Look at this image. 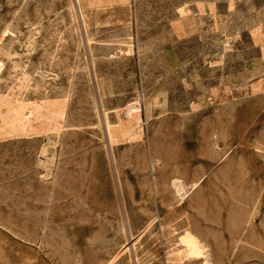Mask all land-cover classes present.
Listing matches in <instances>:
<instances>
[{
    "label": "rangeland",
    "instance_id": "rangeland-1",
    "mask_svg": "<svg viewBox=\"0 0 264 264\" xmlns=\"http://www.w3.org/2000/svg\"><path fill=\"white\" fill-rule=\"evenodd\" d=\"M78 4L0 0V264H100L120 241L112 264H172L175 232L194 222L212 264H264V0ZM10 47L21 65L11 79ZM29 79L67 101L60 128L33 109L18 122ZM155 138L166 152H153ZM177 178L200 180L179 202Z\"/></svg>",
    "mask_w": 264,
    "mask_h": 264
},
{
    "label": "bare ground",
    "instance_id": "bare-ground-1",
    "mask_svg": "<svg viewBox=\"0 0 264 264\" xmlns=\"http://www.w3.org/2000/svg\"><path fill=\"white\" fill-rule=\"evenodd\" d=\"M52 1V0H51ZM76 2V1H75ZM77 2L79 3L78 5H76V6H80L79 8H82V9H91V10H93V11H96V12H99V11H103V10H105L107 7H111V6H113V5H121V7L122 6H125V5H128V2H129V0H77ZM129 6V5H128ZM210 6V5H209ZM78 8V9H79ZM117 8H118V6H117ZM126 8H127V6H126ZM129 8V7H128ZM207 8V7H206ZM71 9V8H70ZM122 9V8H121ZM208 9V8H207ZM118 10V9H117ZM213 10V8L212 7H210L209 8V11H212ZM68 11V10H67ZM71 11V10H70ZM107 11V10H106ZM120 12H122L123 13V11H125V10H123V11H121V10H119ZM127 11V10H126ZM90 12V11H89ZM129 12V11H128ZM208 12V11H207ZM88 13V12H87ZM105 13V12H104ZM109 13V12H108ZM78 14V13H77ZM99 14H101V12L99 13ZM110 14H112V13H110ZM114 14V13H113ZM120 14V13H119ZM84 15V14H83ZM88 16L90 15L91 16V14H87ZM102 15V14H101ZM103 15H105V14H103ZM102 15V16H103ZM106 15H108L107 13H106ZM126 15V14H125ZM72 16V15H71ZM95 16V15H94ZM111 16V15H110ZM109 16V17H110ZM64 17V16H63ZM73 17V16H72ZM92 17H93V15H92ZM92 17H90V19L92 18ZM126 17V16H125ZM74 18V17H73ZM79 18H80V15H79ZM113 17L111 16V18L110 19H112ZM124 18V17H123ZM80 19H82V18H80ZM94 19H96V18H94ZM102 19V18H101ZM116 19V18H115ZM125 19V18H124ZM123 19V20H124ZM65 20V19H64ZM64 20H63V22H64ZM72 20V19H71ZM79 20V19H78ZM83 20V19H82ZM105 20V19H104ZM103 20V21H104ZM119 20H120V18H119ZM62 21V20H61ZM74 21V20H73ZM87 21H88V19H87ZM86 21V22H87ZM92 21V20H91ZM91 21H89L88 23H91ZM116 21V20H115ZM59 22V21H58ZM111 22H113V20L111 21ZM120 22H122V21H120ZM68 23H69V20H68ZM76 23V22H75ZM87 23V24H88ZM102 23H104V22H102ZM105 23H106V21H105ZM108 23V22H107ZM110 23V22H109ZM108 23V24H109ZM125 23V22H124ZM123 23V24H124ZM72 24V23H71ZM74 24V23H73ZM80 24H81V21H80ZM84 24H86L85 22H84ZM97 24H98V22H97ZM51 25V24H50ZM57 25H58V23H57ZM63 25H64V23H63ZM83 25V24H82ZM81 25V26H82ZM53 26V25H52ZM51 26V27H52ZM65 26V25H64ZM67 26V25H66ZM84 27L86 26V25H83ZM88 26H89V24H88ZM70 27H73V26H69V28ZM50 28V27H49ZM48 28V29H49ZM54 28V27H53ZM61 28H64V27H61ZM68 28V29H69ZM220 29H221V27H219ZM223 28V27H222ZM55 30H56V28H54ZM58 29V28H57ZM71 29V28H70ZM76 29V28H75ZM53 31V30H52ZM59 31V30H58ZM64 31V30H63ZM48 32V31H47ZM61 32V31H60ZM67 32V31H66ZM37 33H38V31H37V29H36V27H32V28H29L28 30H27V33L25 34V36L22 38V40H20L18 43H19V45H20V47H22V51L24 52V53H29L30 51H32L33 50V48H34V45H35V36L37 35ZM49 33V32H48ZM77 33V32H76ZM75 33V34H76ZM53 34V33H52ZM57 34V33H56ZM74 34V33H73ZM50 35V34H49ZM58 35V34H57ZM62 35H64V34H62ZM52 36V35H51ZM53 36H55L54 34H53ZM61 36V35H60ZM68 36V38H69V35H67ZM48 37V36H47ZM57 37H59V36H57ZM63 37V36H62ZM66 37V36H65ZM70 37H71V35H70ZM75 37V36H74ZM77 37V36H76ZM75 37V38H76ZM86 37H87V34H86ZM50 38V37H49ZM53 38V37H52ZM51 39V38H50ZM49 39V40H50ZM53 39H57V38H53ZM59 39V38H58ZM61 39V38H60ZM60 39H59V41H60ZM71 39V38H70ZM47 40V39H46ZM46 40H44L45 42H46ZM64 40V39H63ZM72 40H74V38L72 39ZM78 40V39H77ZM88 40H89V38H88ZM52 41V40H51ZM54 41V40H53ZM58 41V42H59ZM64 41H66V40H64ZM68 41H69V39H68ZM60 42H62V41H60ZM75 42V41H74ZM88 42V41H87ZM86 42V43H87ZM48 43V42H47ZM64 43V42H63ZM73 43V42H72ZM76 43V42H75ZM78 43V42H77ZM76 43V44H77ZM45 44V43H44ZM43 44V45H44ZM58 44V43H57ZM48 45V44H47ZM49 45H54L53 43L52 44H49ZM64 45V44H63ZM78 45V44H77ZM55 46V45H54ZM69 46H70V43H69ZM69 46H68V48H69ZM71 46H73L72 44H71ZM70 46V48H74L75 47V45H74V47H71ZM45 47H46V45H45ZM51 47V46H50ZM60 47V46H59ZM77 47V46H76ZM79 47V46H78ZM57 48V47H56ZM66 48V47H65ZM67 48V50H69ZM64 49V48H63ZM43 50V49H42ZM50 50H51V48H50ZM53 50V49H52ZM57 50V49H56ZM89 50V49H88ZM58 51V50H57ZM76 51V50H75ZM78 51V50H77ZM50 52L51 51H49L48 50V48H44V52H43V55H44V57H47L48 58V55L50 54ZM59 52V51H58ZM61 52V51H60ZM59 52V53H60ZM69 52V51H68ZM67 52V53H68ZM59 53H58V55H59ZM72 53V52H71ZM70 53V54H71ZM261 53H262V55L261 56H263L264 57V48H262L261 49ZM61 54V53H60ZM75 54V53H74ZM5 55L7 56V59L10 61V63H9V66H8V71H7V73H6V77H8L9 79H11V78H14V76L17 74V72L20 70V67H21V65H20V62L18 61V60H13L12 58L14 57V56H20L19 54H18V52L15 50V49H13L12 47H10L8 50H7V52L5 53ZM55 55V54H54ZM66 55V54H65ZM67 56H69V54L67 55ZM71 56V55H70ZM168 56V55H167ZM43 57V58H44ZM61 57V56H60ZM59 57V58H60ZM75 57V56H74ZM73 57V58H74ZM55 58V57H54ZM71 58H72V56H71ZM58 59V58H57ZM56 59V60H57ZM76 59V58H75ZM44 60V59H43ZM46 60V59H45ZM55 60V61H56ZM66 60H67V58H66ZM65 60V61H66ZM71 60V59H70ZM259 60V59H258ZM54 61V60H53ZM58 61V60H57ZM62 61V60H61ZM75 61V60H74ZM168 61L171 63V65L170 66H172V67H174L176 64H177V61H176V59H175V57L173 56V54L171 53L170 54V56H169V58H168ZM167 61V62H168ZM250 61V60H249ZM46 62H47V60H46ZM72 62V61H71ZM248 62V61H247ZM253 62V61H252ZM49 63V62H48ZM68 63V62H67ZM74 63H76V62H74ZM251 63V62H250ZM254 63V62H253ZM53 64V63H52ZM51 64V65H52ZM56 64H59V63H56ZM71 64V63H70ZM247 64V63H246ZM257 64V63H256ZM64 65V64H63ZM62 64H61V68H62V66H63ZM66 65V64H65ZM68 66V64L66 65V67ZM70 66H72V65H70ZM252 66V65H251ZM60 67V66H59ZM74 67H75V65H74ZM92 67H93V70H94V74H95V76H96V73H95V69H94V60H93V57H92ZM254 67V66H253ZM59 69V68H58ZM65 69V68H64ZM64 69H62V71L64 70ZM69 69V68H68ZM250 69V68H249ZM61 70V69H60ZM70 71H71V69H70ZM70 71H68L69 73H71ZM35 73H37V72H35ZM39 73V72H38ZM64 73H66V72H64ZM68 73V74H69ZM41 74V73H40ZM72 74V73H71ZM37 75V74H36ZM39 75V74H38ZM43 76H44V74H42ZM96 78L98 79V81H99V85H100V89L99 90H101V92L103 93V92H107L108 94L109 93H111V83H110V81L108 80V79H105V78H101V79H99L97 76H96ZM37 80V79H36ZM35 79H34V81H36ZM39 80V79H38ZM45 80V79H44ZM96 80V79H95ZM33 80H31V79H29V81L25 84H23V87H22V89H23V92H22V94H21V96H20V98L19 99H16V102H13V107L14 108H17V109H19L20 110V113L17 115V119H18V122L20 123L21 122V120L23 119V118H25V116H27V114H29V111L30 110H36V111H38V112H41V113H43L44 115H45V117H46V121H48V122H56L55 124H57L58 126H56L55 125V128L57 127V128H60L61 127V124H62V121L64 120V118H65V114H66V110H67V101L64 99V98H61V97H59V96H50V95H48V94H46V92L45 93H42V92H44V91H40V86H39V84L37 85V84H32L31 82H32ZM41 82V81H40ZM38 83V82H37ZM45 83H47L48 84V82H45ZM46 84V85H47ZM97 84H98V82H97ZM41 85V84H40ZM45 85V86H46ZM44 86V85H43ZM54 86V85H53ZM53 86L51 85L50 87H52L53 88ZM48 88V87H47ZM97 88V87H96ZM31 89V94H36L37 93V95L36 96H29L28 95V92H29V90ZM45 89H46V87H45ZM49 89V88H48ZM262 89H264V87L262 88ZM42 90H44L43 88H42ZM50 90H52L51 88H50ZM257 90H259V88H258V86L257 87H254L253 88V91L254 92H256ZM39 92H41V93H39ZM51 92V91H50ZM49 92V93H50ZM30 93V92H29ZM39 93V94H38ZM52 93V92H51ZM102 93H100V95L102 94ZM160 93V92H159ZM157 94V93H156ZM52 95V94H51ZM163 95V94H162ZM103 96H105V95H103ZM37 98V100L38 101H36V100H34V101H32V99L33 98ZM102 97V96H101ZM159 97V96H158ZM68 98V97H67ZM103 98V97H102ZM156 98V97H155ZM101 101H102V99H101ZM157 101V100H156ZM155 101V99H154V97H153V99L151 98V101H149L147 104H146V112L147 113H149V111H150V109H151V106L152 105H154V103L156 102ZM161 102H162V100H160ZM163 102H164V100H163ZM102 104V103H101ZM160 104V103H159ZM103 105V104H102ZM164 105V104H163ZM161 106V105H160ZM159 107V106H158ZM100 108V107H99ZM154 108V107H153ZM15 110V109H14ZM97 111V110H96ZM101 113V112H100ZM102 113H103V122H104V124H105V129H106V131L107 132H109V124H108V120H107V117H106V114H105V112H103L102 111ZM96 115H97V113H96ZM72 117H74V116H72ZM75 118V117H74ZM133 128H134V130L136 131V133H141V128H140V126H138V125H136V126H132ZM132 127H130L129 129H131ZM56 137L58 138L59 137V133L57 132L56 133ZM111 143V142H110ZM152 148H153V152L154 153H157V154H159L160 152H166L165 151V149L163 148V146H161V144H159L158 143V138H155L154 140H153V144H152ZM224 155H222L219 159H221L222 157H223ZM226 167H228V166H226ZM229 168V167H228ZM51 175V172H48V176H50ZM46 176H47V174H46ZM193 180H191L190 182H186L185 184L181 181V178H177L176 180H174L173 182H172V184H173V186H174V194H175V196H176V198H177V202H179V201H181V200H183L186 196H189V195H187L188 194V192L190 191V190H193V192L194 191H196L197 190V187H198V185H197V183L200 181V180H198V179H195L194 180V178H192ZM198 198L199 199H203L204 197H203V195H198ZM196 202L197 203H200L201 201H197L196 200ZM217 217V216H216ZM232 221H233V219H232ZM232 221H231V223H232ZM228 223V222H227ZM231 223L229 222L227 225L230 227L231 226ZM152 224V220L151 221H149V223H148V226H150ZM203 226V225H202ZM238 225H237V222L236 223H232V226H231V228L234 230H237L238 229ZM147 231V230H146ZM178 232V231H177ZM133 234V233H132ZM138 237V236H137ZM208 237V233L207 232H205V231H203L202 229H201V225L200 224H198L197 222H194V224H193V226H191V225H189V224H187V226L185 227V228H183L182 229V231L180 232L179 231V233H176L175 232V236H174V238H175V246H173V248H174V251H175V253L173 254V256H171V257H169V261H171V263L172 264H182V263H184V261H199L201 264H212V258H211V256L209 255V253H208V245H207V243H206V241L208 240H204V238L206 239ZM134 238V237H133ZM134 241V240H133ZM210 241V240H209ZM213 241V240H212ZM121 242V241H120ZM119 242V243H120ZM131 242V241H130ZM208 242V241H207ZM116 244H114L115 245V247H114V245H109V246H111V247H114L113 248V250L112 249H110L109 250V252L107 251L106 253H105V258L104 259H102V261H101V263L100 264H112L113 262H114V260L116 259V257H117V255H118V252H117V250H116V246L119 244L118 242H115ZM110 244V243H109ZM130 244V243H129ZM135 244V243H134ZM138 245V244H137ZM105 246V245H104ZM135 246L136 245H133L131 248H133V251L134 252H136V248H135ZM107 247L108 246H106V249H107ZM110 247V248H111ZM210 247V246H209ZM105 248V247H104ZM105 249V250H106ZM138 252H140V251H138ZM141 252H142V250H141ZM125 253H127V250H125ZM136 254H138V255H140L139 253H136ZM137 255V256H138ZM64 256V255H63ZM139 257V256H138ZM137 257V258H138ZM64 258V260L66 261V263H69L71 260L70 259H67L66 257H63ZM133 258H134V255H133ZM134 260V259H133ZM217 260H218V258H217ZM136 261V260H135ZM140 261V260H139ZM145 261H146V259H145ZM74 264V263H73ZM76 264H82L81 262H78V263H76ZM141 264H142V262H141ZM146 264V263H145ZM194 264V263H193Z\"/></svg>",
    "mask_w": 264,
    "mask_h": 264
}]
</instances>
